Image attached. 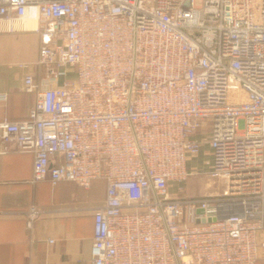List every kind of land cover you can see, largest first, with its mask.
Here are the masks:
<instances>
[{
  "label": "built area",
  "instance_id": "built-area-1",
  "mask_svg": "<svg viewBox=\"0 0 264 264\" xmlns=\"http://www.w3.org/2000/svg\"><path fill=\"white\" fill-rule=\"evenodd\" d=\"M0 22L45 70L3 149L32 182L105 179L93 264H264V0H0ZM204 145L224 186L190 195Z\"/></svg>",
  "mask_w": 264,
  "mask_h": 264
},
{
  "label": "crops",
  "instance_id": "crops-1",
  "mask_svg": "<svg viewBox=\"0 0 264 264\" xmlns=\"http://www.w3.org/2000/svg\"><path fill=\"white\" fill-rule=\"evenodd\" d=\"M39 45L37 32L7 31L0 22V93L7 95L0 100V120L28 117L37 93L24 89V76L31 72L40 82L45 75ZM3 147L0 131V264H93V207L105 199V179H94L89 188L68 180L32 182L33 153L13 143ZM199 158L190 167H200ZM32 205L42 211L30 226Z\"/></svg>",
  "mask_w": 264,
  "mask_h": 264
},
{
  "label": "rangeland",
  "instance_id": "rangeland-1",
  "mask_svg": "<svg viewBox=\"0 0 264 264\" xmlns=\"http://www.w3.org/2000/svg\"><path fill=\"white\" fill-rule=\"evenodd\" d=\"M210 153L207 147L203 146L199 163L200 174L191 176L186 183V191L190 195L215 194L223 189V181L211 178L207 173L210 168Z\"/></svg>",
  "mask_w": 264,
  "mask_h": 264
},
{
  "label": "bare ground",
  "instance_id": "bare-ground-1",
  "mask_svg": "<svg viewBox=\"0 0 264 264\" xmlns=\"http://www.w3.org/2000/svg\"><path fill=\"white\" fill-rule=\"evenodd\" d=\"M28 24H30V25H34V21L30 19V20L28 21Z\"/></svg>",
  "mask_w": 264,
  "mask_h": 264
}]
</instances>
